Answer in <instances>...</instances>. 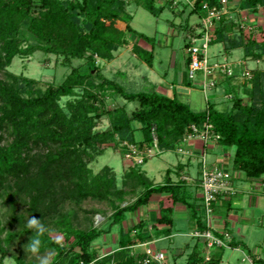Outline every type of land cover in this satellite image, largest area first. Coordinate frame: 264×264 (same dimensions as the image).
I'll use <instances>...</instances> for the list:
<instances>
[{
	"label": "trees",
	"instance_id": "16d2710c",
	"mask_svg": "<svg viewBox=\"0 0 264 264\" xmlns=\"http://www.w3.org/2000/svg\"><path fill=\"white\" fill-rule=\"evenodd\" d=\"M119 1L0 0V72L6 73L5 79L0 77V197L5 192L12 206L25 203L26 211L38 220L60 214L61 205L69 201L101 200L108 202L113 210L107 229L75 228L70 220L62 221L64 244L45 232L34 234L32 239L40 240L39 250L54 251L51 264H160L148 251L136 252L133 248L154 236L171 232L177 203L191 210L197 229L208 228L203 195L200 202L190 201L191 196L182 181L154 184L142 172L140 164L132 165L131 170L124 173L123 184L128 189L118 188L111 168L105 167L94 174L85 156L103 152L107 144L149 145L156 135L162 151L177 150L194 126L210 123L213 132L220 135L215 144L225 150H235L230 171H240L248 178L264 181V70H251L252 77L243 84L239 80L242 67L230 77L219 75L215 88L220 85L226 88L224 92L230 104L222 109L217 102L209 100L207 108L197 112L175 94L128 92L122 84L103 75L97 62V58L112 60L114 52L127 43L125 32L115 26L117 20L130 21L124 12L116 9ZM126 1L155 17L173 7L175 2ZM192 1L191 13L196 14L198 20L205 15V3L221 7V0ZM240 6L256 14L263 9V14L260 13L257 21L246 20V27L231 20L230 15L223 16L211 30V45L222 44L228 54L242 49L245 60L264 61V0H242ZM24 28L42 44L24 47ZM126 31L142 40L139 57L152 66L156 37L138 32L129 23ZM196 32L191 31L190 36L198 35ZM190 43L189 38L188 47ZM37 50L61 56L67 65L73 59L84 62L69 66L71 70L62 83L50 84L44 91L26 96L19 84L28 82L29 78L8 72L7 68L16 57L29 56ZM185 63L188 69L190 60L187 58ZM241 86H244L242 93ZM77 89L82 90L79 96ZM110 93L127 102L137 101L139 108L129 113L125 106L109 107ZM69 95L77 96L64 108L60 101ZM104 117L108 118L109 127L97 128ZM136 131L142 134L140 140L136 138ZM138 188L141 190L134 202L123 205ZM153 194H163L157 219L152 223L154 234L146 231L149 223L141 219L122 232L113 252L98 256L94 241L114 226L123 225L128 215L146 206ZM222 199L223 196H219L213 202V214L217 213ZM214 233L221 235L218 231ZM196 240L186 264L221 263L224 247L212 248L207 259L206 243L199 238ZM238 246H242L241 242L232 239L230 247ZM17 264L38 263L17 258ZM163 264H167L166 260Z\"/></svg>",
	"mask_w": 264,
	"mask_h": 264
},
{
	"label": "rangeland",
	"instance_id": "374dc122",
	"mask_svg": "<svg viewBox=\"0 0 264 264\" xmlns=\"http://www.w3.org/2000/svg\"><path fill=\"white\" fill-rule=\"evenodd\" d=\"M174 1L173 7L166 8L159 17H155L146 9L137 7L134 3L130 4L126 0H120L116 4V9L121 10L130 18L128 23L134 29L150 37H156L155 60L153 61L152 67L138 58L140 44H143L142 40L138 39L135 35L131 36V34L126 31L128 24L126 21L117 20L115 26L125 32L127 43H124V45L120 47L121 49L117 50L118 52H114L115 59L108 61L97 58L99 68L103 75L119 82L125 87L126 91L133 93L154 91V89H156L154 84L157 85L158 81H161L163 77H166V81L173 82L175 85L180 82L182 74L186 73V60L184 61L183 59V51L186 53L188 50L187 42L191 35V31L200 30V22L196 14L191 13L193 8L192 0V3L190 0ZM228 1L231 20L242 24L243 27L247 26L246 20L251 19L253 22L257 21L258 16H261L260 13L263 14V9H260L259 13L256 14L250 9L240 8L242 0ZM161 3L162 2H160L159 5H161ZM259 19L261 20V17ZM22 39L24 47L42 44L41 41L32 35L26 28L23 29ZM221 49L222 46L220 44L212 45L209 48L210 61H225L223 54L218 53V57L214 55L215 52L217 53ZM242 54L243 50L237 49L232 55L228 56L227 61L236 63L235 60ZM62 60L61 56L37 50L29 56L16 57L11 66L7 68V71L17 74L18 76L29 78L28 82L22 81V83L19 84L24 95L28 96L29 94H35L39 90L44 91L50 84L62 83L70 72L71 67L79 66L84 62V60L73 59L70 61V64L67 65L63 63ZM245 65L250 70L255 69L253 68V61H250L249 65L246 63ZM260 66L264 68V62H262ZM0 77L5 79L6 73L0 72ZM202 78L203 73L198 71L195 78L190 79L192 83L191 86L182 84L183 87L178 89L181 94L177 97L182 102L188 104L192 110L197 112L204 111L207 108L208 101H213L214 98V92L212 91L217 89L214 88L213 90L211 89L204 92L201 84ZM239 80L243 84V80ZM223 89L225 90L226 88L220 85L218 89V93L220 94L218 95L219 101L217 102V106L220 109L230 106L229 102L226 100L228 96L225 95ZM240 91L241 93L244 91V86H241ZM75 92L79 96L82 90L77 89ZM75 96L77 95L63 97L60 101L61 105L66 108V103L75 100ZM242 96L245 98V103H248V99L246 100L247 97L243 94ZM107 101L109 107L125 106L129 113L139 108V103L137 101L127 102L119 95H113V93H110ZM135 125L137 127L140 126L138 123H135ZM107 127H109V120L107 117H104L97 128L105 129ZM135 135L138 140L142 138L140 131H136ZM121 146L122 145H119V143L107 144V148L103 152H92V154L90 153L91 156H85V160L94 174L101 172L105 167L111 168L112 173L116 175L118 188L128 189V186L123 184V178L125 177L124 173L127 174L131 170L130 168L133 164L126 159ZM164 153L163 155L150 157L146 160L147 162L145 161V165H143L145 162L140 164L147 170V175L150 180H154L155 183H159L161 179H163L164 172L162 171V176L158 174V172L165 167L163 159L168 155L172 156L171 152ZM164 155L166 156L164 157ZM140 190L141 189L138 188L135 194L129 195L123 205L134 202ZM7 195V193L2 192V196L0 197V264H4L5 260L8 261V264H17V258L26 261H34L38 264H51L54 257L53 250L41 248L40 250L38 249L35 254L26 253L25 251V245L30 242L34 234L39 233L37 229L40 226L43 227V232H45L46 235L58 243L64 244V232L62 231L64 226L62 221L65 219L70 220L75 228L88 229L95 226L97 228L107 229L113 213L111 206L105 201L95 199H87L81 203L69 201L61 205L60 214H55L44 220L37 219V227L32 230H26V221L34 217L26 211L28 206L23 202H18L12 206ZM132 216H136V213L131 214V217ZM127 225L128 223L116 225L109 233H104L94 241L93 245L97 250L98 256H104L107 253L113 252L118 247V241L120 240L122 232L128 230ZM251 237V242H253L251 247L252 252L254 248L260 249L259 245L264 248V224L259 226L258 230H256ZM257 243L259 244L258 246H256ZM168 251L170 254V263L173 264L175 262L172 260V251ZM227 253L228 255L232 253V264H250L249 261L243 260L244 257L239 252L228 251ZM262 256L264 257V255ZM176 264H185L184 258L178 260Z\"/></svg>",
	"mask_w": 264,
	"mask_h": 264
},
{
	"label": "crops",
	"instance_id": "0c3cea01",
	"mask_svg": "<svg viewBox=\"0 0 264 264\" xmlns=\"http://www.w3.org/2000/svg\"><path fill=\"white\" fill-rule=\"evenodd\" d=\"M214 45L216 44H213V46ZM220 45L222 49L214 53L215 57H218V53H221L224 56V60H228V56L232 55L235 50L228 54L224 51L223 45ZM120 49L121 48L118 50ZM185 54H187V52L185 53L183 51L182 56L184 61L187 59V55ZM240 57H243V54ZM240 57L235 61H243L247 65H249L250 61H253V68L264 69L260 66L264 61L258 59L244 60V58ZM138 58L142 60L140 57ZM113 59H115V57ZM142 62L145 61L142 60ZM185 71L186 73L182 74L181 80L177 85L173 82L166 81V77H163L161 81H158L157 85L154 84L156 88L154 91L167 96H172L174 94L178 96L181 94L178 89L183 87L182 84L187 86L192 85L187 73L186 64ZM218 89L219 87H217L215 91L212 89V92H214V102L219 101L218 95L220 94L218 93ZM234 151V149L225 150L215 143L205 146L199 139H188L185 137L177 150H167L160 154L163 155L165 154L164 152H171V155L174 156L164 155V157L166 156L163 159L165 167L158 172L161 176L162 171L164 172L163 179H161L159 183H155L154 180L152 181L154 184H164L167 181H182L186 184L188 194L191 196L190 201L200 202L199 199L202 194L199 177L203 154L206 155L211 165L219 164L230 171L232 170ZM146 162L143 165H145ZM143 165H141V170L145 176L149 178L147 170L143 168ZM230 172L232 174L231 184L233 192L227 196H223V199L220 200V204H218L219 209L216 214L212 215L211 224L215 231L221 232L223 230H230L233 239L241 242L242 246L225 248L220 264H232V253L228 255V251L241 253L244 257L243 260L249 261L250 264H264V257L262 256L264 255V248L257 243L256 246L259 245L261 251L259 248H254L253 252L251 250L253 245L251 236L258 230L259 226L264 224V181L262 178H248L240 171ZM162 196L163 194H153L148 204L139 208L136 212V216L131 217V214H129L123 225L128 223L127 227L129 228L143 219L149 223L146 231L154 234L152 223L157 219L159 213V200ZM196 227V221L192 217L191 210L185 204L177 203L174 209L171 232L161 236H154L151 240L134 247L133 250L136 252L151 250L152 253H163L167 264H171L168 251L171 250L172 260L175 262L173 264H176L177 261L182 258H184L186 264L188 255L197 243L196 238L192 235V232L197 229ZM159 228L162 229L163 227ZM213 253L214 250H212V254Z\"/></svg>",
	"mask_w": 264,
	"mask_h": 264
},
{
	"label": "built area",
	"instance_id": "2783aa9c",
	"mask_svg": "<svg viewBox=\"0 0 264 264\" xmlns=\"http://www.w3.org/2000/svg\"><path fill=\"white\" fill-rule=\"evenodd\" d=\"M191 2V0H190ZM192 3V2H191ZM205 15L199 20L200 30L198 35L190 36V46L187 50V58L190 60L187 72L190 79H194L196 73H203L202 86L204 92L215 88L216 78L219 75L230 77L235 74L238 67H242L240 78L248 80L252 77L251 70L246 67L245 62L238 61L231 63L227 60L224 62H212L209 58V48L211 46V30L215 28L217 22L225 15L230 14L229 1L221 0V7H210L207 3L203 5ZM200 34V35H199ZM213 126L210 123H205L201 126H194L191 134L187 135L188 139H199L205 146L215 143L220 135L213 132ZM153 142L149 145H137L128 142L122 144L126 159L135 164H143L150 157L160 155L163 151L158 146L157 136L154 135ZM232 174L225 167L219 164L211 165L205 154L202 156L200 169V186L203 195L204 207L207 214V226L204 231L196 229L192 232L193 237L199 238L206 243L208 248L207 259L210 257V250L214 247H230V242L233 239L232 234L223 230L221 235L214 233L211 224L213 215V202L220 196H227L233 192L231 184ZM219 232V231H218ZM149 255L163 264L165 255L163 253H152L148 250Z\"/></svg>",
	"mask_w": 264,
	"mask_h": 264
},
{
	"label": "clouds",
	"instance_id": "9594fccd",
	"mask_svg": "<svg viewBox=\"0 0 264 264\" xmlns=\"http://www.w3.org/2000/svg\"><path fill=\"white\" fill-rule=\"evenodd\" d=\"M35 227H37V219L29 218L26 221V230H32ZM37 230L41 233L44 231L42 226H40ZM39 245H40L39 239H30V242L25 245L26 253H32V254L37 253ZM4 264H8V261L5 260Z\"/></svg>",
	"mask_w": 264,
	"mask_h": 264
}]
</instances>
